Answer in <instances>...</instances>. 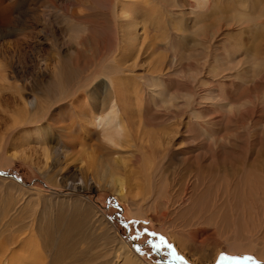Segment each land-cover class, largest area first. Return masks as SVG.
I'll return each instance as SVG.
<instances>
[{"label":"rangeland","instance_id":"obj_1","mask_svg":"<svg viewBox=\"0 0 264 264\" xmlns=\"http://www.w3.org/2000/svg\"><path fill=\"white\" fill-rule=\"evenodd\" d=\"M109 1L0 0L1 229H10L12 226L28 229H24L22 235V239L25 237L23 240L26 242L25 251L20 249L21 252L18 251V253L22 254L20 256H29L33 264H43L38 258L46 251L42 249L41 239V242L39 239L35 242L32 237L38 238L39 228L44 226L47 229L50 225L48 244L52 245L53 257L59 254L61 243H66L65 254L69 264H105L106 259L108 264H125L123 258L131 259L127 264H206L208 262L264 264V251L261 248L254 246L250 249L231 252L227 244H221L217 249L216 245L213 246L215 242L212 241L202 246L198 243L195 245L196 239L193 234L199 229L209 227L196 225L178 228V202L185 200L189 186L188 180L182 179V156L184 153L186 156L196 154L201 144L200 139L189 137L186 127L189 123H193L207 128L205 122L207 119H203L198 110L202 106L196 104L209 103L210 95L213 99L216 97L213 81L216 76L227 75L229 72L227 68L230 65L226 61L224 66L219 61L213 60L216 49L214 46L219 48V42L223 40L220 31L228 28L229 22L218 16L197 21L194 12H202V8L208 12L209 2H212L211 6H213L216 1L224 3L225 0H208L207 3L202 4L207 8L198 7L199 0ZM248 3L254 4V0H248ZM113 4L118 8H115ZM259 7L264 9V0ZM235 8L241 9L239 6ZM231 10L228 9L226 12L230 13ZM125 12L127 14H124ZM149 15L156 18L152 19ZM125 16L129 22L124 18ZM145 17L152 24H148ZM160 17L164 19V23ZM122 19L126 20L127 24L133 23L129 28L131 31L123 29L121 32L122 22H119ZM154 19H160V22L155 20L156 23ZM91 21H95L96 26L94 29L89 28L91 31L89 34L86 32L75 36L67 30V25L71 23L84 27ZM136 22L138 25H134ZM175 30L177 33L174 34ZM213 32H215L214 36L218 34L215 38ZM131 33L136 34V42L129 44L127 41H120L123 34H126L128 39ZM167 33L171 36H167ZM158 36L160 39L157 38ZM164 36L170 40H163L166 39ZM141 38H145V41ZM165 42L167 43L164 44ZM236 57L232 56L229 59L232 61L231 68L242 59L239 54ZM158 59L161 62L154 68V61ZM155 74L160 76L155 77ZM107 77L115 80V84H111ZM253 80V77L249 79V81ZM153 83L158 90L151 86ZM116 88L120 91H115ZM116 92L118 95L115 94ZM144 92H146L145 95ZM73 93L79 97L74 96ZM136 95L139 96L138 99ZM142 99L144 104L141 102ZM30 100H37L45 106L46 111L49 110L41 119L40 125L26 122L28 115L32 114L27 106ZM118 100L121 102L125 100V104L119 103ZM75 101L86 105L87 109L76 114L70 107L75 104ZM167 102L169 104L173 102V104L169 105ZM138 105L141 109L140 113L137 112ZM113 110L124 118L127 124L126 129H130L127 134L129 138L131 137L129 140L132 139L130 141L132 145L123 142L125 144L122 143L121 147H111L103 139L102 130L92 124L94 118L112 113ZM125 112L127 116H124ZM146 112L148 116L154 118L151 123L143 119L145 118L143 114ZM73 118L75 121L78 120L77 122L81 121V126L78 125V128H81L83 136L78 146L66 145V140L62 138L64 141L62 142L60 139V135L64 133L58 132L59 128L66 127ZM173 125H176L175 128ZM254 125L248 118L242 122L237 121L232 130L242 135H252L256 126ZM88 126L93 127L89 133ZM167 141L168 144H165ZM135 155L136 157L144 155L149 158H147L148 162L154 166L150 172V179L153 181V171L157 167L166 188L162 206H159L157 210H150L149 205L144 204L145 206L136 216L133 215L136 204L143 201L148 186L141 181L137 166L138 159ZM119 156L127 159V163L132 167L131 172L135 171L133 172L135 179L127 183L132 196H128L126 200L113 192V185L110 186L109 182L102 180L105 170L101 172L102 174H95V172H89L88 167L89 161H95L104 168L105 164L112 165L115 159L120 158ZM140 162L143 163V160ZM113 169L108 172L115 171L116 175L123 172L120 170L122 164ZM177 210L178 212L175 213ZM152 215L155 218L156 215L159 217L153 220ZM37 241L40 242L39 247L36 246ZM36 250L41 251L36 252ZM247 257L252 259L248 260Z\"/></svg>","mask_w":264,"mask_h":264},{"label":"bare ground","instance_id":"obj_2","mask_svg":"<svg viewBox=\"0 0 264 264\" xmlns=\"http://www.w3.org/2000/svg\"><path fill=\"white\" fill-rule=\"evenodd\" d=\"M207 1L208 0H199L197 3L199 5L198 7H200V6L206 7V5L204 6L202 4H205V2L207 3ZM261 1L262 0H254V4H251V3H248V0H242V1H240V0H225L224 3H221L220 1H216L213 4V6H211L212 2H209L208 8L206 7L208 9V12H206L205 8H202L203 10L200 9L202 12H194L196 14L197 21L202 19V18H206V17L218 16L220 18H225L226 21L229 22L230 25L228 28H225L223 30H222V28L220 29V30H222V31H220L222 36L221 35L220 36L223 37L222 38L223 40L221 42H219L220 44L218 43L219 48L214 46V48H216V49L214 50V53H213V60L219 61V63L221 65H224V66H225L224 62L226 61L230 65L228 68L226 67L227 70H229L227 75H224L223 77L222 76L221 77L216 76L215 80L213 81V84L215 85L214 93H215L216 97L213 99L211 97L212 95H210L209 103H203V102L199 103L198 102L199 104L198 103L196 104V105L202 106L198 110H199V113L202 116V118L207 119L205 121L207 128L206 129L202 128V127H200V125L197 126L196 124H193V123H189V125L186 127V133L189 134V137L192 139H196V140L200 139L201 144H199V146L196 150L197 151L196 154H193L191 156L190 155L186 156V153H184L182 156L183 157V159H182V179L184 181L188 180L187 184H189V186L187 188L185 200L178 202L179 203V213H177L178 210L175 213L178 214V218H179V227L178 228H180V227L185 228V227H189V226L192 227V226H196V225L197 226L203 225V226L209 227L208 229H202V230L199 229L198 231H196L193 234L194 238L196 239L195 245L198 243L199 245L202 246L206 242L212 241V242H215V243H213L214 244L213 246L216 245L217 249L220 248L221 244H224V245L227 244L230 247L229 249L231 252H235L237 250L239 251L242 249H250L254 246L261 248L264 251V9H261L259 7V5L261 4ZM196 2L197 1H195V3ZM249 4H251V5H249ZM121 5H122V3H121ZM138 5H137V7H138ZM143 6L145 7V5H143ZM238 6L241 7V9H243V10L235 8ZM114 7H115V5H114ZM115 8H118V6ZM129 8H131V6ZM122 9L123 8H121V10ZM204 9H205V12H204ZM228 9H232L230 13L226 12ZM115 10H117V9H115ZM143 10H142L141 14L143 13ZM149 10H151V9H149ZM157 11H158V9L156 8V12ZM110 12H112V11H110ZM132 12H134V11H132ZM147 12H149V11H147ZM147 12H145V13H147ZM121 13H123V12H121ZM159 13L161 14V12H159ZM112 14H114V13L112 12ZM124 14H127V13L125 12ZM152 14H153V10H152ZM136 15H137V13H136ZM149 16H152V15H149ZM158 16H160V15H158ZM158 16H157V18H158ZM126 17L127 16H125L124 18L126 19ZM153 17L156 18L155 16H152V19H153ZM145 18H147V17H145ZM161 18L162 17H160V19ZM143 19H144V17H143ZM143 19H142V21H143ZM160 19H158V20L154 19V21L156 20V21L160 22L159 21ZM117 20H118V18H117ZM126 20L122 19L119 22V23L122 22L120 24L121 32L123 31V29H129L130 26H132V24H133V23H131V25L127 24ZM102 21H104V20H102ZM147 21H148V18H147ZM94 22H92V21L87 22L88 25L84 26V27L71 23V24L67 25V28H68L67 30L72 32L71 34H74L75 36H78L80 34H85L86 32H88L87 34H89L91 32L90 31L91 27L94 29V27L96 26V24ZM162 22L164 23V19ZM220 22H222V21H220ZM145 23H147V22L145 21ZM148 24H152V23L149 22ZM80 25H83V24H80ZM134 25H138V23L136 22V24H134ZM100 28H103V27H100ZM148 28H150V27H148ZM160 28H162V26H160ZM118 29H119V27H118ZM129 31H131V30L129 29ZM135 32H137V31H135ZM175 33H177V31L174 32V34ZM182 33H184V32H182ZM214 33L215 32H213V37L215 38L218 34L216 33L217 35L214 36ZM135 35L136 34L131 33V35L128 36V39H127L126 34H123L120 41L121 40H122V42L127 41L129 44L133 43L136 40ZM168 35L171 36V34L167 33V36ZM167 36L166 37L164 36L166 39H163V40L167 41V39H169ZM157 38L160 39L159 36ZM141 39L145 41V38H141ZM185 40L186 39H184V41ZM151 42H153V40ZM154 42H155V39H154ZM211 42H212V40H211ZM158 43H156V44H158ZM166 43L167 42H165L164 44H166ZM124 44H126V43H124ZM149 46H150V43H149ZM214 48L212 47V50ZM140 52H139V54H140ZM238 54L242 56V59H240V62L238 61L237 64L233 68H231V66H232L231 62L232 61L231 60L229 61V59L232 56L236 57V55H238ZM153 55H155V54H153ZM165 58H166V56H165ZM232 60H233V58H232ZM167 61H168V59H167ZM154 62L155 63L153 64V67L155 68V65L159 64L161 61H159V59H158V60H155ZM162 64H164V63L162 62ZM220 64H216V65H220ZM146 72H147V70H146ZM147 73H149V71ZM57 75H58V73H57ZM153 75H154V73H153ZM157 76H160V75L157 74L155 77H157ZM113 77L115 78L114 75H113ZM145 77H146V75H145ZM251 77L254 78L253 81H249V79ZM62 78L63 77H61V79ZM63 80H62V82H63ZM108 80H110L111 84H115V80L111 79V77H109ZM132 84H134V83H132ZM83 85H84V83H83ZM134 85H136V84H134ZM154 85L155 84L153 83L151 86H154ZM56 86H58V85H56ZM109 87L112 89L111 85H109ZM160 90H162V89H160ZM84 91H85V89L83 90V92ZM115 91L119 92L120 89L116 88ZM83 92H82V94H83ZM107 92H109V91H107ZM117 92L115 94H117ZM129 93H131V92H129ZM160 93H162V91H160ZM73 94H74V96L76 95L75 93H73ZM145 94H146V92H144V95ZM108 95H111V94H108ZM108 95H106V96H108ZM128 95H130V94H128ZM128 95H126V96H128ZM137 95H139V94H137ZM137 95H136V97H137ZM76 96H78V95H76ZM199 96H201V95H199ZM122 97H124V95ZM138 97H137V99H138ZM56 98H58V97H56ZM131 99H133V97ZM134 99H136V98L134 97ZM202 99H204V97ZM124 101L121 102L120 100H118V102L121 104H125ZM127 101H128V99H127ZM77 102H79V101H75V104ZM141 102H142V104H144V100ZM75 104L70 105V107L72 109H74L76 114L79 113L81 110L87 109V106L84 104H80V103H77V105H75ZM170 104L172 105L173 102ZM27 106H28V108L31 109L32 114L30 113L28 115L26 122L28 124L39 123L38 125H40V123H42L41 119H43L45 113L49 112L48 108H47L48 111H46L45 106L43 104H40L37 100L28 101ZM137 107H138L137 112L140 113L139 111L141 109H139L140 108L139 105ZM165 108H167V107L165 106ZM161 110H163V109H161ZM135 113H136V111H135ZM119 114H120V112H119ZM125 114L126 115H124V116H127L126 112H125ZM132 114H133V112H132ZM147 114H148L147 112L145 114H143V116H145V118H143V117L142 118L147 120V123L148 122L151 123V121H154V118L148 116ZM128 117H126V118H128ZM74 118L71 119V121H69L70 123H68V125L65 124L66 127L59 128L58 132L64 133V135H60L61 136L60 139L62 140V138H63L64 141L66 140V143H67L66 145L69 144V145H73V146L74 145L78 146V144L81 143V137L83 136V133L80 130L81 128L80 129L78 128V125L81 126V124H80L81 121L77 122L78 120L75 121ZM248 118H250L253 121V123L256 125V126L254 125L255 130H253L252 135H242L239 132L232 130L233 125L237 121L242 122V121L247 120ZM134 120L136 121V119H134ZM155 120H156V118H155ZM185 121L187 122V119ZM125 123L126 122L124 121V118L121 115H118V112L116 110H113L112 113H106L103 116H98V117L94 118L92 124L102 130L103 139L107 142L108 145H110L113 148H118V147H121L125 143L127 145H132L130 142L132 139L129 140L131 137L129 138V136L127 134V131H129L130 129L129 130L126 129L127 124H125ZM89 124L90 123H88V125ZM139 124H141V123L139 122ZM90 126H88V127H90ZM144 126H146V125H144ZM173 126L175 128L176 125H173ZM73 128H74V130H72ZM91 128H93V127L88 128V133L92 131ZM128 128H130V127H128ZM138 129H139V127H138ZM144 135L146 136V134H144ZM63 140H62V142H64ZM141 140H143V138H141ZM123 142H125V143H123ZM162 144H164V143H162ZM165 144H168V141ZM152 145H153V143H152ZM195 145H197V144H195ZM184 146H186V145H184ZM188 146H189V144H188ZM110 149L111 148H109V150ZM128 149L129 148H127V150ZM148 149L149 148H147V150ZM149 150H151V148ZM124 151H125V148H124ZM145 151H146V149H145ZM170 152L172 153V151H170ZM184 152H185V150H184ZM132 156H133V154H132ZM137 156H138V154H137ZM135 157H136V155H135ZM136 158L138 159L137 160L138 161L137 166L139 167V171H140V175H141V181H143L144 183L147 184L148 190L146 192V195H145L143 201L141 203L136 204L135 213L133 214L134 216H136V214H139L140 210L145 206L144 204H148L150 210H157V208L159 206L163 205V198H164V196H166V188L164 185V180H162L160 175H159V169L156 167L155 171H153L154 179L152 181L150 179V172L154 166H152V164H150V162H148V160H147L148 157L146 158L144 155H142L141 157H136ZM155 158H156V156H155ZM141 159L143 160V163L140 162V161H142ZM126 160H127L126 158H122V157L117 158L113 161L112 165L105 164V166H103L104 168L101 167V164H97L95 161H89L88 162L89 172H93V173L95 172V174L96 173L100 174L101 172L103 173V171L105 170V173L103 175L102 180L105 182H109L110 186L113 185V189H112L113 192H115L123 200L124 199L126 200L127 197L131 195V189H130L129 185L127 184L128 181H132L133 178L135 179L134 173H133L135 171L133 170V172H131L132 167L130 166L129 163H127ZM154 163H155V161H154ZM157 163H158V161H157ZM121 164H122V169H120V170L123 171L122 173H119L116 175L115 171H113L112 173L108 172V170L112 171V170H114L113 169L114 167H118ZM159 165H161V164H159ZM156 166H158V165L156 164ZM140 175H139V177H140ZM176 176H179V175H176ZM156 179H158V180H156ZM134 184L135 183H133V185ZM174 197H176V196H174ZM168 198H170V197H168ZM179 198H180V196H179ZM174 201H176V200H174ZM168 202H170V201H168ZM172 202H173V200H172ZM172 202H170V204H172ZM134 203H133V205H134ZM172 207H173V205H172ZM171 210H172V208H171ZM167 211H169V209ZM173 211H175L174 207H173ZM168 213H170V212H168ZM158 217L156 215V218H158ZM152 218H153V220H157L155 217H153V215H152ZM175 218H176V216H175ZM58 220L60 222L62 221L61 219H58ZM169 220L170 219H168V221ZM170 221H172V220H170ZM154 222H156V221H154ZM164 224H165V222H164ZM177 225H178V223H177ZM7 226H8V224H7ZM32 226H33V224H32ZM50 226L47 229L44 226L40 227L38 232H37L38 238L32 237V238H34L33 241H35V242H36V239L37 240L39 239V241L41 239L42 242L41 241L40 242L42 243V249H43V251H46L45 254L48 255V256L47 255L45 256V254H41L40 258H38V259L43 264H69L68 258L65 254L66 243H61V248L59 247L60 248L59 254L58 255L56 254V256L53 257L54 255L51 252L52 245H51V243L48 244V240L50 238V233H49V230L51 228ZM5 228H7V227H5ZM66 228H67V226H66ZM190 228H188V229H190ZM24 229L23 228L20 229V228H16V227L12 226V227H10V229L2 230L0 227V264H33L30 262V259L28 258L29 256L28 257L20 256L21 253L20 254L18 253V251H20V249L22 250V249L26 248V242L23 240L25 237L22 239ZM197 229H198V227H197ZM25 230H28V229H25ZM76 233H78V232H76ZM37 234H35V235L37 236ZM82 234H84V233H82ZM30 235L32 236L33 234H30ZM62 239H64V238H62ZM86 239H87V237H86ZM29 240H31L30 236H29ZM51 240H53V239L51 238ZM66 241H68V239ZM40 242L37 241V243H38L36 245L37 247H39ZM24 251H25V249H24ZM40 251L41 250H36V252H40ZM216 251H218V250H216ZM246 252H248V251H246ZM35 256H37V255H35ZM75 256H77V255H75ZM72 258H73V256H72ZM45 259H46V262L44 263ZM47 259H48V261H47ZM105 261H106L105 264H108L107 259ZM112 261H110V262H112ZM130 261H131V259H129V258H123V263H125V264H127ZM206 264H213V263L208 262Z\"/></svg>","mask_w":264,"mask_h":264},{"label":"snow or ice","instance_id":"obj_3","mask_svg":"<svg viewBox=\"0 0 264 264\" xmlns=\"http://www.w3.org/2000/svg\"><path fill=\"white\" fill-rule=\"evenodd\" d=\"M153 235H155V234L153 233ZM161 239H163V238H161ZM173 255H175V253H173ZM246 259L251 260L252 258L251 257H247Z\"/></svg>","mask_w":264,"mask_h":264}]
</instances>
